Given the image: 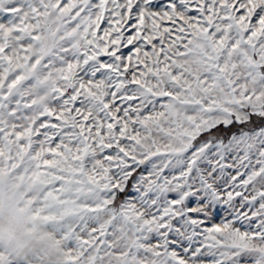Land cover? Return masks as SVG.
Instances as JSON below:
<instances>
[{
	"label": "snow or ice",
	"instance_id": "6c2138e0",
	"mask_svg": "<svg viewBox=\"0 0 264 264\" xmlns=\"http://www.w3.org/2000/svg\"><path fill=\"white\" fill-rule=\"evenodd\" d=\"M0 264H264V0H0Z\"/></svg>",
	"mask_w": 264,
	"mask_h": 264
}]
</instances>
